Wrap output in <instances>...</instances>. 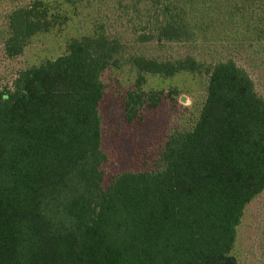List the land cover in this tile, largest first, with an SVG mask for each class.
<instances>
[{"label": "trees", "instance_id": "16d2710c", "mask_svg": "<svg viewBox=\"0 0 264 264\" xmlns=\"http://www.w3.org/2000/svg\"><path fill=\"white\" fill-rule=\"evenodd\" d=\"M180 1L194 7L195 0ZM241 1L230 4L224 20L243 23L245 33L264 41V0ZM170 11L165 5L141 42L199 41L209 23ZM50 21L39 1L14 10L5 43L11 55L50 31ZM120 50L103 34L73 40L65 55L14 80L26 106L4 119L0 113V264H237L236 229L264 191V99L234 61L209 65L194 127L166 141L156 170L120 173L104 187L101 75ZM200 65L190 56L133 57L136 92L124 100L126 120L143 103L145 74L169 77ZM79 163L83 177L57 188Z\"/></svg>", "mask_w": 264, "mask_h": 264}, {"label": "rangeland", "instance_id": "374dc122", "mask_svg": "<svg viewBox=\"0 0 264 264\" xmlns=\"http://www.w3.org/2000/svg\"><path fill=\"white\" fill-rule=\"evenodd\" d=\"M35 1L49 9L53 27L31 37L22 45L21 53L12 56L5 45L9 15ZM234 2L236 0H195L193 7L192 3L180 0H0V96L11 94L7 100L0 97L2 118L26 106L12 86L20 72L65 55L73 40L103 34L121 46L117 64L101 75L102 148L109 158L103 168V186H109L120 173L154 171L166 141L194 127L206 99L209 65L234 61L246 71L257 94L264 99V41L245 33L243 23L231 24L224 20ZM237 4L242 1L237 0ZM165 5L171 6V14L183 16L179 10L183 12L192 24L198 20L209 23L199 30L198 42L140 41L142 34L152 30ZM187 56L201 64L198 71L178 72L169 77L144 75L139 92L143 103L134 120L128 122L123 104L127 94L136 90L137 79V72L131 66L132 58L175 61ZM81 165L79 163L77 170L71 173L65 172L66 177H62L60 186L56 184V187L71 188L83 177ZM231 255L237 264H264V191L245 208Z\"/></svg>", "mask_w": 264, "mask_h": 264}]
</instances>
